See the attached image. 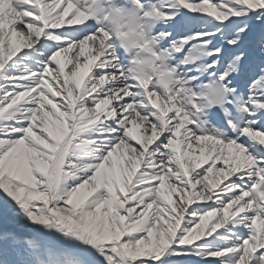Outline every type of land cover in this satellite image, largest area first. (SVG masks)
Here are the masks:
<instances>
[{
    "label": "snow or ice",
    "instance_id": "6c2138e0",
    "mask_svg": "<svg viewBox=\"0 0 264 264\" xmlns=\"http://www.w3.org/2000/svg\"><path fill=\"white\" fill-rule=\"evenodd\" d=\"M0 264H264V0H0Z\"/></svg>",
    "mask_w": 264,
    "mask_h": 264
}]
</instances>
